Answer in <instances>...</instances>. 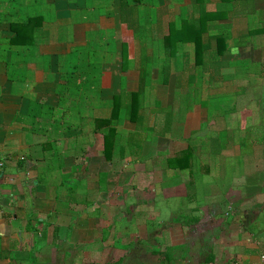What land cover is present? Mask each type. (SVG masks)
Wrapping results in <instances>:
<instances>
[{
	"label": "crops",
	"instance_id": "crops-1",
	"mask_svg": "<svg viewBox=\"0 0 264 264\" xmlns=\"http://www.w3.org/2000/svg\"><path fill=\"white\" fill-rule=\"evenodd\" d=\"M161 254L264 264V0H0V264Z\"/></svg>",
	"mask_w": 264,
	"mask_h": 264
},
{
	"label": "rangeland",
	"instance_id": "rangeland-1",
	"mask_svg": "<svg viewBox=\"0 0 264 264\" xmlns=\"http://www.w3.org/2000/svg\"><path fill=\"white\" fill-rule=\"evenodd\" d=\"M162 242H159L158 243V246H157V248L159 249V251H160V246L162 247ZM166 247H164L163 246V249H165ZM159 251H157V253L159 252ZM163 251V250H162ZM159 254V253H158ZM158 256V257H157ZM187 259H188V257H187ZM190 259V260H189ZM188 260H189V262H188V260H184V258H181V257H176V258H174L173 257V255H172V259L170 258V259H167L163 254H161V255H156V258H154L153 260H154V262H155V260H157V263L156 264H196L195 262H194V259L195 258H189ZM193 259V260H192ZM129 260V259H128ZM131 261H133L134 262V258H132L131 259ZM113 264H118V263H113ZM148 264H151V263H148Z\"/></svg>",
	"mask_w": 264,
	"mask_h": 264
},
{
	"label": "built area",
	"instance_id": "built-area-1",
	"mask_svg": "<svg viewBox=\"0 0 264 264\" xmlns=\"http://www.w3.org/2000/svg\"><path fill=\"white\" fill-rule=\"evenodd\" d=\"M238 264V263H237Z\"/></svg>",
	"mask_w": 264,
	"mask_h": 264
}]
</instances>
